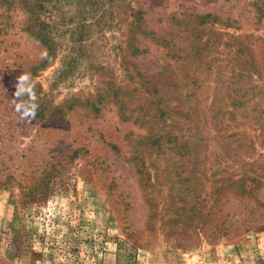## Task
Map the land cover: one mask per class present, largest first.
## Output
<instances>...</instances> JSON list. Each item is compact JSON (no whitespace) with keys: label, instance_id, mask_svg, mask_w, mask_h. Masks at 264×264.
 Listing matches in <instances>:
<instances>
[{"label":"rangeland","instance_id":"374dc122","mask_svg":"<svg viewBox=\"0 0 264 264\" xmlns=\"http://www.w3.org/2000/svg\"><path fill=\"white\" fill-rule=\"evenodd\" d=\"M253 1L60 0L50 54L0 7V264H264Z\"/></svg>","mask_w":264,"mask_h":264},{"label":"trees","instance_id":"16d2710c","mask_svg":"<svg viewBox=\"0 0 264 264\" xmlns=\"http://www.w3.org/2000/svg\"><path fill=\"white\" fill-rule=\"evenodd\" d=\"M88 1L93 3L92 0ZM59 2L60 0H0V7H5V9L18 8L19 10H22L25 13L23 29L34 39H39L43 44H45L47 46L48 54H50L55 47L53 45L51 18H49L51 16L43 18L41 16L40 10L44 9L45 5L47 4H56ZM78 2L80 4H85L86 0H78ZM253 4L256 8L259 18L264 17V0H254ZM183 154L184 152H182V155ZM224 189V185L219 188L216 200H219V198L221 199L222 191ZM238 189H240V186H238ZM202 202H205V200L202 199ZM215 205L216 204L213 206L215 207ZM194 227H197V224Z\"/></svg>","mask_w":264,"mask_h":264},{"label":"clouds","instance_id":"9594fccd","mask_svg":"<svg viewBox=\"0 0 264 264\" xmlns=\"http://www.w3.org/2000/svg\"><path fill=\"white\" fill-rule=\"evenodd\" d=\"M42 55L46 56L47 53L44 52ZM35 85L36 81L33 79L30 72L24 70L23 73L17 77L13 101L15 110L20 115L21 120H35L39 108Z\"/></svg>","mask_w":264,"mask_h":264}]
</instances>
